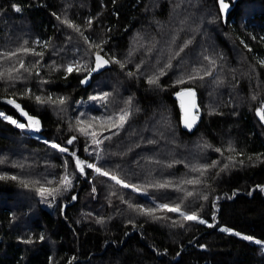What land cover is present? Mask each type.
I'll use <instances>...</instances> for the list:
<instances>
[{"label": "trees", "instance_id": "trees-1", "mask_svg": "<svg viewBox=\"0 0 264 264\" xmlns=\"http://www.w3.org/2000/svg\"><path fill=\"white\" fill-rule=\"evenodd\" d=\"M225 2L230 6L223 21L218 0H0V53L20 48L43 53L20 52L11 60L0 56V72L18 69L19 60L28 69L14 71L11 80L0 79V114L26 125L17 128L0 115V176L17 177L0 179V264H264V121L257 115L264 109L259 63L264 60V0ZM57 16L79 26L83 37ZM89 43L101 44L102 56L125 67L110 62L82 87L87 73L68 74L65 68L92 67L96 49L90 50ZM169 60L172 67L159 86L149 85L148 78ZM193 68L211 75L175 83ZM189 88L195 90L199 118L192 133L182 130L174 98ZM104 93L110 94L106 102L91 99ZM35 96L66 102L39 104ZM10 99L39 120V131L27 127V118ZM126 108L130 115L123 127H102ZM77 120L100 139H111L97 148L76 130ZM228 145L236 151L229 152ZM72 152L115 171L140 191L122 188L87 167L81 175ZM228 156L237 163L220 171ZM212 161L220 163L203 177L191 170ZM64 175L72 179L67 191L46 199L36 192L41 186L59 187ZM197 178L199 185L182 183ZM164 183L169 186H156ZM129 203L144 209L180 203L206 223L183 221L166 210L154 213L163 219H153Z\"/></svg>", "mask_w": 264, "mask_h": 264}, {"label": "snow or ice", "instance_id": "snow-or-ice-1", "mask_svg": "<svg viewBox=\"0 0 264 264\" xmlns=\"http://www.w3.org/2000/svg\"><path fill=\"white\" fill-rule=\"evenodd\" d=\"M218 3H219V8H220V12L221 13H225L226 10L230 6L229 3L225 2V0H218ZM14 7H15L16 11H20V9L18 7H16L15 5H14ZM56 18L58 20H61V18L59 16H57ZM61 23L65 24L69 28H72L75 32L79 33L83 37V32L81 31L80 27L75 25L73 22L68 20L66 17L61 20ZM91 23H92V21L89 20L88 21L89 26L91 25ZM84 39H85V41L88 40L87 37H84ZM25 43H27V41H25ZM186 46L187 45H185V47ZM88 47H89L90 50L91 49H96V51L93 52V55L95 56V61H94V66L93 67L89 68L87 64L76 63L74 65L73 64H69L65 68V71L68 74H71L73 71H76L78 73L81 72V71L86 72L87 75H86L85 79L81 81V83H86L87 80L91 77L93 72L99 71V69H101L102 67L106 66L110 62L111 63L120 64L121 68L125 67V64L123 62L115 60L114 58L110 57L108 59H105L101 55V52L103 51V48H102L101 44L89 43ZM180 51H183V48H181ZM249 51H251V49H249ZM20 52H24V53L32 52L33 55L41 56V57L43 56L42 52H35L34 50H31V49H28V48H20V49H17L15 51H12V52H3V53H0V56H3V58L6 59V60H11L13 57H17L18 58V55H19ZM176 55L178 56L179 52H177ZM204 58L206 60H209L210 64L215 65V61L214 60H211L207 56H205ZM18 62H19V68L18 69H16V68L5 69V71L0 72V79H4L5 77H7V79L11 80V79H13V72L14 71L15 72H19L20 69H23L24 71H28V69L25 68L23 60H19ZM259 63L261 64L262 67H264V60H260ZM171 67H172V65H171V62L169 60V62L167 64H165L164 67L160 68L156 74H153L152 76H150L148 78L147 83L149 85L159 86L160 77L166 75V71L165 70L167 68H171ZM201 72H203V75H201ZM127 75L134 76L135 73L128 72ZM208 75H211V71H207V70H204L202 68H193L192 71L190 73H188L187 75L179 76V78L176 80L175 83L177 85H183L185 83H190L192 81H195L196 79H204V76H208ZM29 92H30V90H28V92H26L25 94L27 95ZM109 95H110L109 93H104L100 97H92L91 99H94V100L99 99V100H102V101L106 102ZM176 95H177L178 98L181 99V107L182 108L185 107L182 98L185 97V96L190 98V100H189V108L185 109L186 111H189L191 109H197V105H196V101H195L196 93H195L194 89H191V88L182 89L181 91L177 92ZM254 99H255V97H254ZM35 100L39 104L51 103V104L63 105L66 102L65 98H57V99L53 100L51 96H49L47 98H42L41 96H35ZM7 102L9 104H13L17 109L21 110L22 115H24L27 118V120H28V125H27L28 128H31L34 131H39L40 130V122H39V120L33 118L32 116H30L26 112H24L21 109V106L19 104H17L14 100L10 99ZM127 103H128V105H131V100L129 99L127 101ZM0 115H3V114H0ZM129 115H130L129 110L127 108L123 109V110H121V112L118 115H116L114 117H109L106 121H104L102 127H104L105 130H109V131L112 128L123 127V124L127 121V118H128ZM257 115L260 117L261 121H264V109H258L257 110ZM3 119H5L9 123L15 125V127H17V128L24 129L26 127L25 124L19 123L16 120H13V119H11L8 116H3ZM92 119L96 120L97 118L93 117ZM195 121H196V117L195 116L192 117L191 122H189L186 119L185 120V126L187 128H189V130H190L192 125L195 123ZM82 123H83L82 121L77 120V122H76V130L79 131L85 137H90L91 138V143L93 145H95L97 148H99V146L104 142V139H111L110 136H106V137H104V139H100L98 137V133L96 131H88L86 128L80 127V125ZM88 127L90 128L91 124H89ZM75 139H76V137L73 136L67 141V143L68 144H72ZM50 146L52 148H54V149H57L60 152H68L67 148L61 147L58 144L52 143ZM204 147L207 148V147H211V146L206 144V145H204ZM214 150L216 152H218V153H221V155H223V151H222L221 148H216ZM227 150L229 152H233V153L236 151L235 148L232 145H228ZM85 151H87V148L85 149ZM69 154L74 157V159H75V167L80 172L81 175L84 174V169H85V167H87V168L91 169L93 172H95L97 175L107 177L108 179L114 181V183L116 185H119L122 188H131L132 191H134V192L140 191V188L137 185H133V184H130L128 182H125V180L121 179L116 174L115 171H113V170H105L103 167L97 166L96 163H86L85 161H83V160L79 159L78 157H76V154L74 152L69 153ZM261 155H264V154H261ZM97 158L101 159V157L99 156V153H97ZM248 159L251 160L252 157H249ZM256 159H260V157L257 156ZM227 160H228V163H225L223 165V167L220 169V171H224L225 169H228L230 166H233V165H235L237 163V161L235 159V156H228ZM0 163H4V161L0 160ZM219 163H220L219 161H212L210 164H205V165H202V166H199V167H193L191 170L194 171V172H199L200 176L203 177L207 171H209L212 168H216ZM239 163L242 164L243 161L241 160V161H239ZM17 166L23 167V165L13 164V167H17ZM169 166H171V165H169ZM65 167H67V162H65ZM0 179L17 180V177L16 176H10V177H8V176H0ZM20 183L25 188H28L30 186L29 182L25 181V180H20ZM32 183L33 184H38L39 181H34ZM48 183L51 184L52 181H48ZM182 183L183 184H191V185H199V184L202 183V179H199V178H197V179H187V180H184ZM59 185H60L59 187H52V188L41 186V187H37L35 190L44 199H46L47 197L55 198V196L57 194H60L61 189H63L64 191H67L69 188H71L72 179H70L68 175H64V176H62L60 178ZM156 186L160 187V188H164V187H168L169 184L164 183V184H159V185H156ZM177 190L179 191L181 189L178 187ZM94 191H95V189L93 188V192ZM261 191H264V188H261ZM112 195H116V193L113 192ZM192 195H193L192 192H188L187 193V196H192ZM72 199L75 200L76 197L73 196ZM203 199L207 200V196L206 195L203 196ZM128 206H129V208H133L134 210L139 211L143 215L151 216L153 219H163L164 217L155 216L154 213L156 211L166 210L167 212L178 213L179 216L183 219V221H195V222H198V223H201V224H205L206 223L205 220L201 219L198 216L197 212H195V211L186 212V211L182 210V207H181L180 203H176L174 205L168 204V203L157 204V205H155V208H149V209L140 208L138 206L134 207L130 203H129ZM98 223H103V220H99ZM174 223H178V222L174 221ZM180 226L183 227V224H180ZM208 226L212 227L213 225L209 224ZM220 231H222V232H231V230L227 229V228H221ZM232 234L240 235L239 233H232ZM40 239L43 240V236H41ZM242 239L252 240L253 238L250 237V236H242ZM24 242L25 243H31L30 240L29 241H24ZM255 243L256 244H260L261 241L260 240H255ZM69 264H71V262H69Z\"/></svg>", "mask_w": 264, "mask_h": 264}, {"label": "water", "instance_id": "water-1", "mask_svg": "<svg viewBox=\"0 0 264 264\" xmlns=\"http://www.w3.org/2000/svg\"><path fill=\"white\" fill-rule=\"evenodd\" d=\"M235 1H237V0H235ZM218 7H219V3H218ZM219 10H220V8H219ZM228 12H229V8L226 10L225 13H221V12H220L223 21L226 20V17L228 16ZM103 57H104V56H103ZM104 58H105V57H104ZM105 59H106V58H105ZM94 61H95V57H94V60H93V65H92V67L94 66ZM109 66H110V63L107 64L106 66L102 67L101 69H99V71L93 72L92 75H91V77L87 80L86 83H81V81L85 79V77H86V75H87V74H86V75L81 79V81H80L81 86H82V87H88V86L90 85V83H91V79H92V77L95 76V75L100 74V73L103 72V71H105L106 69L109 68ZM174 98L177 99V100L179 101V104H180V112H181L180 125H181L182 130L185 131V132H188V133H192V132H194V131L196 130L197 126H198L199 118H198V117L196 116V114H195V109H191V110H189V111H186V110H185V109H188V108H189V100H190V98L187 97V96H185V97L182 98V99H183V102H184V105H185L184 108L181 107V99L177 97L176 93L174 94ZM195 101H196V98H195ZM193 116L196 117V121H195V123L192 125L191 129L189 130V128H187V127L185 126V120L187 119L189 122H191V119H192ZM64 208H65V207H63V209H64Z\"/></svg>", "mask_w": 264, "mask_h": 264}, {"label": "rangeland", "instance_id": "rangeland-1", "mask_svg": "<svg viewBox=\"0 0 264 264\" xmlns=\"http://www.w3.org/2000/svg\"><path fill=\"white\" fill-rule=\"evenodd\" d=\"M1 116H3V115H1Z\"/></svg>", "mask_w": 264, "mask_h": 264}]
</instances>
